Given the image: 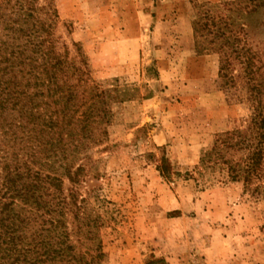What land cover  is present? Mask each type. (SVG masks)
<instances>
[{"label": "rangeland", "instance_id": "1", "mask_svg": "<svg viewBox=\"0 0 264 264\" xmlns=\"http://www.w3.org/2000/svg\"><path fill=\"white\" fill-rule=\"evenodd\" d=\"M242 1L33 0L68 84L106 96L97 104L106 134L97 130L71 164L82 168L78 183L56 175L93 223L96 264H264V195L203 161L249 111L238 89L223 87L218 55L196 52L192 21L202 5L229 14L227 3L235 18L242 8L252 43L253 33L264 39V25L254 28L264 9L246 15Z\"/></svg>", "mask_w": 264, "mask_h": 264}, {"label": "trees", "instance_id": "2", "mask_svg": "<svg viewBox=\"0 0 264 264\" xmlns=\"http://www.w3.org/2000/svg\"><path fill=\"white\" fill-rule=\"evenodd\" d=\"M244 1L251 6L246 15L264 9V0ZM226 5L229 14L200 7L192 21L194 46L218 55L223 87L238 89L235 98L248 104L249 115L217 135L203 161L224 166L230 179L253 183V192L264 195V39L253 33L252 43L242 8L235 18ZM35 13L33 0H0V264H96L102 253L93 223L74 188L62 195L56 175L62 169L78 183L82 168L72 171L71 164L97 141V130L106 134L100 124L107 110L97 106L106 96L68 84L65 61L47 46L45 23ZM18 141L26 145L16 150ZM37 165L48 173L32 168ZM168 170L163 157L159 172Z\"/></svg>", "mask_w": 264, "mask_h": 264}]
</instances>
